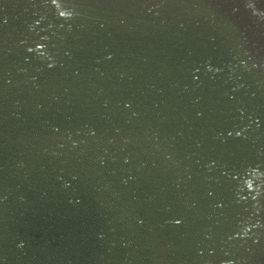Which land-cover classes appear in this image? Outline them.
Segmentation results:
<instances>
[{
  "label": "water",
  "instance_id": "95a60500",
  "mask_svg": "<svg viewBox=\"0 0 264 264\" xmlns=\"http://www.w3.org/2000/svg\"><path fill=\"white\" fill-rule=\"evenodd\" d=\"M0 264H264V0H0Z\"/></svg>",
  "mask_w": 264,
  "mask_h": 264
}]
</instances>
